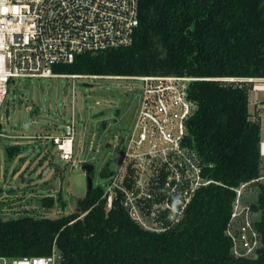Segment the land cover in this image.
<instances>
[{
	"label": "trees",
	"instance_id": "trees-1",
	"mask_svg": "<svg viewBox=\"0 0 264 264\" xmlns=\"http://www.w3.org/2000/svg\"><path fill=\"white\" fill-rule=\"evenodd\" d=\"M53 71L194 77L187 93L197 107L187 121L186 143L205 183L181 209L190 177L170 191L164 186L168 171L160 168L153 197L141 200L144 215L157 221L152 228L131 217L118 188L107 206L109 180L92 184L67 214L0 215L1 257L50 255L55 249L59 264H264V180L257 179L263 170L261 122L252 118L249 95L252 79L264 78V0H139L130 44L77 54ZM19 150L9 146V157ZM107 165L101 177L109 176ZM248 181L257 197L250 202L243 191L242 199L261 236L250 258L231 253L227 234L235 188ZM123 184L130 187L128 177ZM39 200L50 208L60 197ZM165 201L181 211L171 217Z\"/></svg>",
	"mask_w": 264,
	"mask_h": 264
},
{
	"label": "built area",
	"instance_id": "built-area-1",
	"mask_svg": "<svg viewBox=\"0 0 264 264\" xmlns=\"http://www.w3.org/2000/svg\"><path fill=\"white\" fill-rule=\"evenodd\" d=\"M138 5L139 0H0V106L8 93L9 82L14 83L18 77L140 79L143 85L139 88L140 106L134 123L127 135H113L109 142L113 168L106 188L107 206H111L114 189L118 188L131 217L142 226L152 228L142 217L144 203L141 200L153 197V183H144L145 169L164 167L168 171L164 186L170 191H175L183 178L190 177V187L182 189L181 209L194 188L205 183L199 175L194 153L186 143L187 121L197 107L188 96L187 80L195 78L172 74L91 75L53 71L54 64L71 62L77 54L130 44L138 24ZM73 132V122H66L61 134H44L43 137L51 141L61 159L72 160L75 164ZM0 135L7 136L2 132ZM260 154L264 158V140ZM190 167L195 168V176L190 175ZM128 169L134 172L133 176L126 173ZM119 177H123L121 183L117 182ZM125 177L129 178L130 187L123 184ZM153 179L156 183L155 177ZM248 183L235 188L227 228L231 253L246 258L256 256L261 246V236L252 223L250 204L242 199ZM165 207L170 209L167 201L163 204ZM181 209L171 208L170 216ZM56 259L60 260V255L55 249L50 255L14 259L0 256L3 264H55Z\"/></svg>",
	"mask_w": 264,
	"mask_h": 264
},
{
	"label": "rangeland",
	"instance_id": "rangeland-1",
	"mask_svg": "<svg viewBox=\"0 0 264 264\" xmlns=\"http://www.w3.org/2000/svg\"><path fill=\"white\" fill-rule=\"evenodd\" d=\"M252 80L250 112L252 118H260L261 138L264 140V79ZM142 83L140 79L131 77L65 76L49 79L18 77L14 83L9 82L8 93L0 106V132L10 135H0V215L54 217L74 211L77 201L87 191L86 171L82 168V162L94 165V170L90 173L93 185H103L108 181L109 177H101L100 171L105 164H108L109 169L113 168L109 159V155H113L109 140L111 142L113 135L128 134L140 106L139 88ZM257 86L260 87L256 88ZM94 107L99 111L92 114ZM66 122L74 124L72 156L76 164L72 160L61 159L51 141L43 137L44 134H61ZM93 131L97 135L92 145L89 139ZM15 140L23 143L24 149L19 146L27 157L22 160L14 156H11L13 160L6 157V146ZM5 158L6 162L11 161L8 165ZM40 158L43 160V167L38 163ZM49 164L50 169L46 170ZM53 164L57 165V170ZM144 172V183L149 181L154 185L153 177H156L158 170L148 168ZM126 173L134 175V172L130 173V169ZM189 173L195 176V168L190 167ZM17 177H20L18 182ZM122 179L123 177H119L117 182L121 183ZM42 188L51 190L57 198L60 197V201L57 200L49 212L41 208L39 192ZM244 196L250 202L257 197L253 189H248L247 186ZM157 208L158 204H154L152 214ZM259 215L260 211L255 212V218ZM142 217L146 225L156 227L157 221L152 215ZM56 260L55 264H59V259ZM0 264H3L1 260Z\"/></svg>",
	"mask_w": 264,
	"mask_h": 264
},
{
	"label": "crops",
	"instance_id": "crops-1",
	"mask_svg": "<svg viewBox=\"0 0 264 264\" xmlns=\"http://www.w3.org/2000/svg\"><path fill=\"white\" fill-rule=\"evenodd\" d=\"M261 79H264V78H261ZM98 111H99V109H98ZM105 128H106V126H105ZM104 128V129H105ZM37 133V132H36ZM96 135H97V133H96V131H93L91 134H90V139H89V143L90 144H94L95 143V141H96ZM8 137L10 136V135H7ZM18 135H13V137H17ZM112 138V137H111ZM109 142H110V140H109ZM112 142V141H111ZM14 145H21L22 146V148L24 149V147H23V143H20V141H14L12 144H9V145H7L6 146V148H5V152H6V157H9V152H8V148H9V146H14ZM53 146V145H52ZM39 148H41V146H39ZM26 152L24 153V151L22 150L20 153H18V154H16V155H13L14 156V158L15 157H19L20 158V160H22L24 157H27L26 155ZM48 153H46V155H47ZM11 158V157H10ZM14 158H11V160H13ZM7 159H9V158H7ZM39 160V164H41V166L43 167V160L40 158V159H38ZM11 162V161H10ZM10 162H6V158H5V163L8 165ZM13 162V161H12ZM21 162V161H20ZM24 164V163H23ZM76 164V163H75ZM50 166H51V164H49V165H47V167H46V170H49L50 169ZM56 170H57V166L55 165V164H53L52 165ZM15 168H17V167H15ZM43 170V169H42ZM60 170V169H59ZM19 178L20 177H17V182L19 181ZM4 181H5V179H4ZM22 182V181H21ZM17 186H19V185H17ZM26 191V190H25ZM47 194H52L53 195V197L55 198V200L57 199V197L51 192V190H46V189H44V188H42L41 189V191L39 192V199H41V198H44ZM55 204H56V202H55ZM42 208V207H41Z\"/></svg>",
	"mask_w": 264,
	"mask_h": 264
},
{
	"label": "water",
	"instance_id": "water-1",
	"mask_svg": "<svg viewBox=\"0 0 264 264\" xmlns=\"http://www.w3.org/2000/svg\"><path fill=\"white\" fill-rule=\"evenodd\" d=\"M251 79V78H250ZM190 81H191V79H188L187 80V86L190 84ZM48 84H49V82H47ZM97 113L98 112V108L97 107H94V108H92V114H94V113ZM36 132H38V130L36 129ZM42 148V147H41ZM57 166V165H56ZM82 168H84L85 169V171H86V173H87V175H86V182H87V190H90L91 189V187H92V177L90 176V171L93 169V164H91V163H87V162H85V163H83L82 164ZM43 209L42 210H47V212H49L50 211V208L49 207H42ZM3 219H8V217L7 216H5V217H3Z\"/></svg>",
	"mask_w": 264,
	"mask_h": 264
},
{
	"label": "flooded vegetation",
	"instance_id": "flooded-vegetation-1",
	"mask_svg": "<svg viewBox=\"0 0 264 264\" xmlns=\"http://www.w3.org/2000/svg\"><path fill=\"white\" fill-rule=\"evenodd\" d=\"M111 162V164H113L112 163V161H110ZM83 163H85V162H82L81 164H83ZM263 164H264V158H263ZM94 170V165H93V169L91 170V171H93ZM90 171V172H91ZM110 171H111V169H110ZM90 174V173H89ZM86 175H87V173H86ZM91 176V175H90ZM262 176H263V178H262ZM92 177V176H91ZM257 179H260V180H264V166H263V170H262V173L260 174V176L257 178ZM249 182V181H248ZM253 186H251L250 185V188H252ZM254 189V188H253ZM246 199H247V197H246Z\"/></svg>",
	"mask_w": 264,
	"mask_h": 264
},
{
	"label": "bare ground",
	"instance_id": "bare-ground-1",
	"mask_svg": "<svg viewBox=\"0 0 264 264\" xmlns=\"http://www.w3.org/2000/svg\"><path fill=\"white\" fill-rule=\"evenodd\" d=\"M260 86H257L256 88H259ZM21 264H24V263H21Z\"/></svg>",
	"mask_w": 264,
	"mask_h": 264
}]
</instances>
